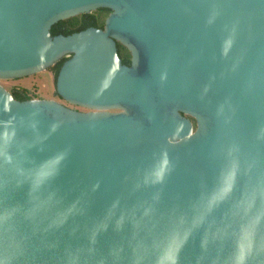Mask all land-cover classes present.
Returning <instances> with one entry per match:
<instances>
[{"label": "water", "instance_id": "1", "mask_svg": "<svg viewBox=\"0 0 264 264\" xmlns=\"http://www.w3.org/2000/svg\"><path fill=\"white\" fill-rule=\"evenodd\" d=\"M101 10L103 29L52 36ZM63 59L56 95L85 111L0 84V212L52 176L0 257L19 233L26 264L89 240L97 264H264V0H0V81Z\"/></svg>", "mask_w": 264, "mask_h": 264}, {"label": "clouds", "instance_id": "2", "mask_svg": "<svg viewBox=\"0 0 264 264\" xmlns=\"http://www.w3.org/2000/svg\"><path fill=\"white\" fill-rule=\"evenodd\" d=\"M50 179H52V176L37 181L33 173L24 176V181L29 184V203L31 206L26 210L15 208L11 211L4 209L0 212V228L3 229L5 235L15 229L18 224H38L40 216L51 207V197L46 195L44 191ZM54 227L59 226H54L51 221L45 231ZM15 239L16 242L12 251L5 248L2 257H0V264H26V252L30 242L29 236L17 233ZM93 244L94 241L89 240V246L85 248L66 250L64 264H97L92 254L91 245ZM98 264H108V261L101 260Z\"/></svg>", "mask_w": 264, "mask_h": 264}, {"label": "trees", "instance_id": "3", "mask_svg": "<svg viewBox=\"0 0 264 264\" xmlns=\"http://www.w3.org/2000/svg\"><path fill=\"white\" fill-rule=\"evenodd\" d=\"M110 11L101 10L91 15H83L76 18H72L53 26L51 30L52 36L64 35L69 36L74 33L82 32L88 28L95 27L103 29L106 18L109 16ZM118 54L123 64H128L131 58L130 53L121 44H118ZM67 59H63L57 63L50 71L55 75V79L62 67L63 63ZM13 97L18 101L32 100L34 99L27 90H15L12 92ZM194 127H195V122Z\"/></svg>", "mask_w": 264, "mask_h": 264}, {"label": "rangeland", "instance_id": "4", "mask_svg": "<svg viewBox=\"0 0 264 264\" xmlns=\"http://www.w3.org/2000/svg\"><path fill=\"white\" fill-rule=\"evenodd\" d=\"M55 80V75L48 70L28 78L0 81V84L11 93L15 90H27L34 99L55 100L74 110L85 111L69 106L56 95Z\"/></svg>", "mask_w": 264, "mask_h": 264}, {"label": "flooded vegetation", "instance_id": "5", "mask_svg": "<svg viewBox=\"0 0 264 264\" xmlns=\"http://www.w3.org/2000/svg\"><path fill=\"white\" fill-rule=\"evenodd\" d=\"M125 65L130 66V60H129V63L128 64H125Z\"/></svg>", "mask_w": 264, "mask_h": 264}]
</instances>
